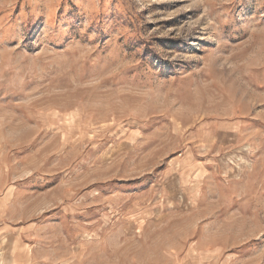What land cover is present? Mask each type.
<instances>
[{
  "label": "rangeland",
  "instance_id": "rangeland-1",
  "mask_svg": "<svg viewBox=\"0 0 264 264\" xmlns=\"http://www.w3.org/2000/svg\"><path fill=\"white\" fill-rule=\"evenodd\" d=\"M0 264H264V0H0Z\"/></svg>",
  "mask_w": 264,
  "mask_h": 264
},
{
  "label": "bare ground",
  "instance_id": "bare-ground-1",
  "mask_svg": "<svg viewBox=\"0 0 264 264\" xmlns=\"http://www.w3.org/2000/svg\"><path fill=\"white\" fill-rule=\"evenodd\" d=\"M10 256V255H9Z\"/></svg>",
  "mask_w": 264,
  "mask_h": 264
}]
</instances>
